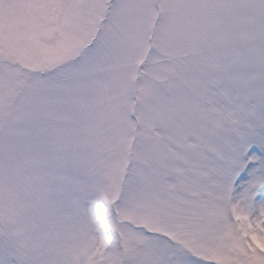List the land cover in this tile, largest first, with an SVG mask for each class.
I'll use <instances>...</instances> for the list:
<instances>
[{"label":"snow or ice","instance_id":"obj_1","mask_svg":"<svg viewBox=\"0 0 264 264\" xmlns=\"http://www.w3.org/2000/svg\"><path fill=\"white\" fill-rule=\"evenodd\" d=\"M0 264H264V0H0Z\"/></svg>","mask_w":264,"mask_h":264}]
</instances>
